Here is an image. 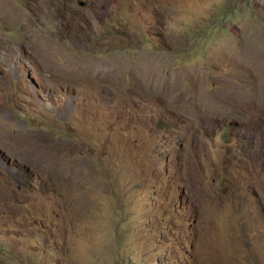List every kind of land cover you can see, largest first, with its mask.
Masks as SVG:
<instances>
[{
    "label": "rangeland",
    "instance_id": "rangeland-1",
    "mask_svg": "<svg viewBox=\"0 0 264 264\" xmlns=\"http://www.w3.org/2000/svg\"><path fill=\"white\" fill-rule=\"evenodd\" d=\"M0 264H264V0H0Z\"/></svg>",
    "mask_w": 264,
    "mask_h": 264
},
{
    "label": "bare ground",
    "instance_id": "bare-ground-1",
    "mask_svg": "<svg viewBox=\"0 0 264 264\" xmlns=\"http://www.w3.org/2000/svg\"><path fill=\"white\" fill-rule=\"evenodd\" d=\"M5 12V11H4Z\"/></svg>",
    "mask_w": 264,
    "mask_h": 264
}]
</instances>
